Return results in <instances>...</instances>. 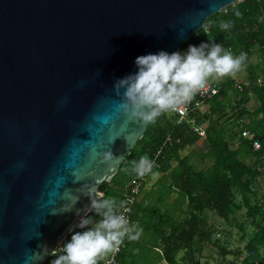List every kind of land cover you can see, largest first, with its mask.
<instances>
[{"label": "water", "instance_id": "obj_1", "mask_svg": "<svg viewBox=\"0 0 264 264\" xmlns=\"http://www.w3.org/2000/svg\"><path fill=\"white\" fill-rule=\"evenodd\" d=\"M238 0H0V264H45L148 128L164 75Z\"/></svg>", "mask_w": 264, "mask_h": 264}, {"label": "trees", "instance_id": "obj_2", "mask_svg": "<svg viewBox=\"0 0 264 264\" xmlns=\"http://www.w3.org/2000/svg\"><path fill=\"white\" fill-rule=\"evenodd\" d=\"M262 11L264 0H243L210 16L207 20L211 23L210 32L199 29L183 42L180 53L193 48L194 58L186 59L181 53V62L190 63L202 74L201 68L226 56L247 66L255 47L264 56V26L259 21ZM249 70L247 80L253 82L249 89L239 91L230 81L221 82L217 84L218 94L205 103L208 110L192 114L195 125L204 130V138L189 123H177L169 99L177 85L169 88L165 81L163 92L151 110L144 137L111 183L100 187L97 203L61 243L64 252L58 250L45 264H72L70 251H84L93 258L104 256L111 242L119 239L108 222L124 196V178H140L145 173L147 178L154 172L161 173L162 179H168L170 184L164 192L160 190L162 186L157 188L159 195L154 205L144 207L141 202L135 203L131 220L138 223L129 235L120 238L123 246L117 256L118 264H157L158 261L201 264L199 257L208 244L218 249L222 260L241 256L243 250H232L228 238L212 240L213 236L227 231L212 224L211 216L237 228L240 240L246 241L247 256L242 264H264V187L260 183L264 176V65L259 70L260 76L253 68ZM258 77L263 79L261 85L255 84ZM231 86L233 102L227 91ZM249 92L259 102L254 110L246 107ZM242 130L249 131L253 138L242 137ZM199 141L201 151L192 150L180 156ZM253 141L259 143V149L254 150ZM204 162L209 165L201 168ZM171 194L176 197L170 204L166 201ZM159 206H163L164 212L157 209ZM176 213L185 216L180 218ZM98 221L100 227L95 230L92 226ZM141 239L147 242L142 243Z\"/></svg>", "mask_w": 264, "mask_h": 264}, {"label": "built area", "instance_id": "obj_3", "mask_svg": "<svg viewBox=\"0 0 264 264\" xmlns=\"http://www.w3.org/2000/svg\"><path fill=\"white\" fill-rule=\"evenodd\" d=\"M241 1L243 0H238L237 2ZM259 21L264 26V11L261 12ZM217 62L221 63L223 59L218 58ZM223 64L226 70L233 74L230 62L227 61ZM165 81H167L169 88L177 85L176 90L169 95V99L172 102L171 112L177 118V123H189L193 131L197 132L201 138H204V130L195 125V117L192 114L200 110L207 100L218 94L219 86L217 83L207 80L202 74L196 72L190 63H181L179 69L174 74L169 76L164 75ZM262 82V77H258L255 84L261 85ZM252 85L253 82L250 81H235L234 83L235 88L239 91L249 89ZM241 135L249 139L253 138V135L247 130H242ZM252 146L254 150L260 147L257 141H253ZM152 165L153 163L150 167ZM124 180L126 181L124 196L108 222L110 229L119 239L111 242V251L108 255L105 254L97 258L87 255L84 251L78 253L70 251L69 255L72 264H118L117 256L123 246L120 238L126 237L131 233L133 228L131 214L143 188V183L146 180V173L140 178L132 177L124 178ZM60 245L57 251L60 250L63 253L64 250L60 249Z\"/></svg>", "mask_w": 264, "mask_h": 264}, {"label": "rangeland", "instance_id": "obj_4", "mask_svg": "<svg viewBox=\"0 0 264 264\" xmlns=\"http://www.w3.org/2000/svg\"><path fill=\"white\" fill-rule=\"evenodd\" d=\"M236 4V3H235ZM194 52L193 48H185L182 50V54L187 57L190 56V54ZM232 56H226L225 58H223V62L219 63V62H212L208 67H204L201 68V72L204 75V77L209 80V81H213L217 84L221 83V82H231L234 83L235 81H248V75L249 69L254 70V73L259 75L260 72L259 70L262 68V66L264 65V56L261 55V53L257 50V47L253 48L251 55L248 58V64L247 66L243 67L242 64L236 62L234 63V61L231 60ZM230 62V67L233 70V74H231L229 71L226 70L225 65L223 64L224 62ZM232 61V62H231ZM249 68V69H248ZM250 71V70H249ZM260 76V75H259ZM233 86H231V88H228V95L231 100V102H233L234 100V88ZM235 87V86H234ZM210 103V102H209ZM211 104V103H210ZM259 105V102L257 101V99L255 98V96L252 94V92L248 93V102L246 104V107L249 110H254L255 108H257ZM208 110V106L207 105H203L200 108V111H206ZM228 111V115H231L232 112L230 111V108H227ZM246 119L244 120V123H246ZM201 141H199L197 143V145L193 146V147H188L185 150H183L180 153L181 157H184L186 155H188L190 153V151L194 150L196 152H199L203 149L202 145H201ZM197 158V157H196ZM193 160H195V157H193ZM172 165H176V162H172ZM209 165V162H204L203 164H201V168H205L206 166ZM162 174L161 173H156L154 172L152 175L148 176L146 178V180L144 181V185L143 188L140 192L139 195V199L137 200V202H141L142 206H149L151 204H155V201L157 199L158 191L157 188H159L160 186H162V188L160 189L161 192L165 191L166 185L170 184V181L168 179H162ZM261 182V187H264V176L261 178L260 180ZM176 197V194H171L170 198L166 201L167 203H172L174 201V198ZM185 208V207H184ZM158 210H161V212H164V208L163 206H159L157 207ZM157 210V211H158ZM142 214H139V217ZM176 216H179L180 218L184 217L185 214L184 213H176ZM210 221L212 224H214L215 226H217L220 229H224L227 232L223 234L220 233L219 236H213L212 240L214 239V237H219L221 238V240H224L225 238H228L229 240V247L232 250H243L242 251V255L239 257L236 256H227L224 260H222L221 258H219L218 256V249L212 247V245H205V249L201 255V257H199V260L201 262V264H231L232 262L234 264H242V260L244 259L245 256H247V251L244 249L245 248V244L246 241L240 240V233L238 231L237 228L235 227H228L226 224H223V221L220 219H215L213 218V216H211ZM104 221H102V224ZM137 221L133 224V226L137 225ZM95 230H97L100 227V222H96L93 224L92 226ZM142 243H146L147 241L141 239ZM111 251V247H108L107 253L106 255H108ZM159 264H164L163 261H158Z\"/></svg>", "mask_w": 264, "mask_h": 264}, {"label": "crops", "instance_id": "obj_5", "mask_svg": "<svg viewBox=\"0 0 264 264\" xmlns=\"http://www.w3.org/2000/svg\"><path fill=\"white\" fill-rule=\"evenodd\" d=\"M186 59H189V60H191V59H193L194 58V52H192L191 54H190V56H187V57H185ZM204 76V75H203ZM139 199V198H138ZM107 253V252H106Z\"/></svg>", "mask_w": 264, "mask_h": 264}]
</instances>
